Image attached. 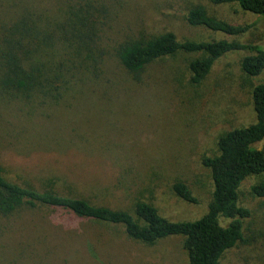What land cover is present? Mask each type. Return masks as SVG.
Instances as JSON below:
<instances>
[{
	"label": "rangeland",
	"instance_id": "rangeland-1",
	"mask_svg": "<svg viewBox=\"0 0 264 264\" xmlns=\"http://www.w3.org/2000/svg\"><path fill=\"white\" fill-rule=\"evenodd\" d=\"M30 1L42 8L34 0H21L20 5ZM197 3L219 20L253 26L238 37L190 27L184 17ZM14 8L9 0H0V20L8 19ZM120 14L113 40L170 31L180 41L227 39L264 48V19L235 3L126 0ZM242 56L220 58L194 86L185 64L192 55L157 61L134 80L111 50L104 57L96 95L89 90L83 101L65 93L60 106L41 108V100L1 96L4 177L114 210L131 211L135 202L145 201L170 222L199 219L212 193L203 158L218 154L222 134L254 122L251 92L257 80L241 71ZM256 146L264 152V141ZM261 181L264 176L246 180L239 190L240 204L252 215L244 223V240L225 253L220 264H264V200L250 193ZM176 182L191 190L197 204L175 195ZM0 264H187V258L178 236L147 246L130 240L122 226L21 211L0 218Z\"/></svg>",
	"mask_w": 264,
	"mask_h": 264
},
{
	"label": "trees",
	"instance_id": "trees-1",
	"mask_svg": "<svg viewBox=\"0 0 264 264\" xmlns=\"http://www.w3.org/2000/svg\"><path fill=\"white\" fill-rule=\"evenodd\" d=\"M9 0L16 8L0 20V97L42 101L41 108L58 107L63 95L72 93L83 101L95 93L104 77V57L113 51L120 67L139 80L147 67L167 58L194 56L185 61L189 83L199 86L214 64L229 53H242L241 71L251 79L254 122L222 134L218 154L206 157L202 165L212 182L210 201L203 216L195 221L170 222L145 201L131 211L114 210L51 191H40L7 180L0 167V218L21 211L61 213L79 221L118 225L133 241L153 246L167 237L182 238L187 264H220L225 253L244 240V223L252 215L240 204L239 190L251 178L264 176V48L236 40L190 41L177 39L168 31L143 38L138 33L113 40L119 31L121 10L126 0ZM212 5L235 3L245 13L264 19V0H208ZM39 9V10H38ZM186 23L211 33L238 37L253 24L236 25L207 13L202 3L185 14ZM67 86V89L63 87ZM78 99V98H77ZM175 195L197 204L182 182L172 186ZM250 193L264 200V181Z\"/></svg>",
	"mask_w": 264,
	"mask_h": 264
}]
</instances>
